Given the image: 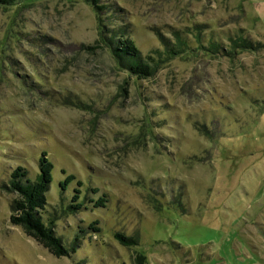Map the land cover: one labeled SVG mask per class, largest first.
I'll list each match as a JSON object with an SVG mask.
<instances>
[{
	"label": "rangeland",
	"instance_id": "obj_1",
	"mask_svg": "<svg viewBox=\"0 0 264 264\" xmlns=\"http://www.w3.org/2000/svg\"><path fill=\"white\" fill-rule=\"evenodd\" d=\"M101 3L120 10L112 18L143 57L163 51L159 34L189 32L196 45L197 24L262 46L175 56L137 78L99 44L87 2L0 6V264H264V0ZM42 151L53 164L46 208L64 207L75 188L78 200L105 196L56 221L67 246L79 222L97 221L67 256L9 222L1 184L18 165L34 178Z\"/></svg>",
	"mask_w": 264,
	"mask_h": 264
},
{
	"label": "trees",
	"instance_id": "obj_2",
	"mask_svg": "<svg viewBox=\"0 0 264 264\" xmlns=\"http://www.w3.org/2000/svg\"><path fill=\"white\" fill-rule=\"evenodd\" d=\"M90 4L96 13L99 44L106 47L115 62L118 69L127 71L137 78L151 76L159 62H166L175 56L182 55H208L225 56L232 58L240 51H255L262 46L260 43L253 41L247 35H224L217 37L213 31L203 33L202 24H197L195 32H191L195 38L196 45H191L188 39L189 32L186 34L175 31L173 34L174 40L169 41L167 37L159 34V40L163 46V51L156 49L153 51L154 57H143L138 47L135 45L131 36L128 35L126 25L115 23V17L119 18L120 10L106 3H101L102 0H83ZM18 0H0V6L8 7L14 5ZM47 38V37H45ZM42 41H46V39ZM226 40V43H223ZM153 61L154 63H151ZM32 86V84H31ZM38 86V84H36ZM209 132L210 129L202 127ZM210 134V132H209ZM38 172L31 178L29 171L23 166H16L11 170L9 179L2 182V188L10 193L9 207L10 215L9 222L12 225L19 226L23 232L35 239L40 245L48 250L49 253L56 257L67 256L70 252H74L81 244V234H86L89 231L96 232L99 230L97 221H91L88 224L79 222L78 231L74 235L70 244L67 246L63 243L61 236L56 231V221L59 217L72 214L76 211L88 209L103 205L105 196H99L97 199H92L88 194H85L81 200V190L75 188L71 200L64 207L46 208L47 200L46 193L52 180L53 164L47 156L46 151H42L38 158ZM75 179L74 175L69 174L63 181L59 183L62 192L66 185ZM77 185H82L81 181H77ZM152 194L150 199L153 206V199L156 196H161V188L152 185ZM91 190V188H90ZM92 191V190H91ZM97 190L94 189V192ZM61 198V196H60ZM62 201L61 204L62 205ZM92 205H90V204ZM156 207V206H155ZM123 245L131 246L136 244L137 239L133 236L115 233L114 235Z\"/></svg>",
	"mask_w": 264,
	"mask_h": 264
}]
</instances>
